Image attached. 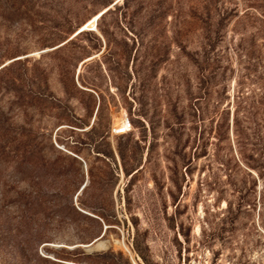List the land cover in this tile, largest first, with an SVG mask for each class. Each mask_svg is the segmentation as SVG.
Returning <instances> with one entry per match:
<instances>
[{
	"label": "rangeland",
	"instance_id": "1",
	"mask_svg": "<svg viewBox=\"0 0 264 264\" xmlns=\"http://www.w3.org/2000/svg\"><path fill=\"white\" fill-rule=\"evenodd\" d=\"M125 247L264 264V0H0V264Z\"/></svg>",
	"mask_w": 264,
	"mask_h": 264
},
{
	"label": "built area",
	"instance_id": "2",
	"mask_svg": "<svg viewBox=\"0 0 264 264\" xmlns=\"http://www.w3.org/2000/svg\"><path fill=\"white\" fill-rule=\"evenodd\" d=\"M130 128V122L128 120V118H123L120 122L119 125L113 127V132L116 135H120V134H124L126 133ZM126 251L129 255V258L131 260L132 264H144L141 260V258L135 254V253H130V250L128 248H126Z\"/></svg>",
	"mask_w": 264,
	"mask_h": 264
},
{
	"label": "trees",
	"instance_id": "3",
	"mask_svg": "<svg viewBox=\"0 0 264 264\" xmlns=\"http://www.w3.org/2000/svg\"><path fill=\"white\" fill-rule=\"evenodd\" d=\"M103 12H104V11H103ZM103 12L101 13L100 17L103 15ZM98 19H99V18H98ZM81 32H82V31H81ZM79 33H80V32H79ZM99 111H100V108L98 107V108H97V113H96L97 115H98ZM83 188H84V186H83ZM83 188H82V189H83Z\"/></svg>",
	"mask_w": 264,
	"mask_h": 264
},
{
	"label": "bare ground",
	"instance_id": "4",
	"mask_svg": "<svg viewBox=\"0 0 264 264\" xmlns=\"http://www.w3.org/2000/svg\"><path fill=\"white\" fill-rule=\"evenodd\" d=\"M95 19H96V17L94 18V21H95ZM85 27V26H84ZM84 27H81L78 31H80V30H82ZM87 59H89V58H87ZM130 129V128H129ZM196 230H198V227L196 228ZM125 249H126V247H125Z\"/></svg>",
	"mask_w": 264,
	"mask_h": 264
},
{
	"label": "water",
	"instance_id": "5",
	"mask_svg": "<svg viewBox=\"0 0 264 264\" xmlns=\"http://www.w3.org/2000/svg\"><path fill=\"white\" fill-rule=\"evenodd\" d=\"M98 16H99V15H98ZM96 111H97V107H96V109H95V113H96ZM95 113H94V116H95ZM83 186H84V185L81 186V189L83 188Z\"/></svg>",
	"mask_w": 264,
	"mask_h": 264
}]
</instances>
